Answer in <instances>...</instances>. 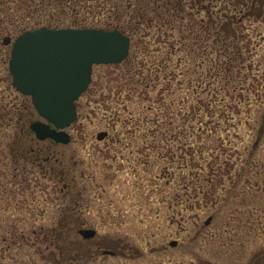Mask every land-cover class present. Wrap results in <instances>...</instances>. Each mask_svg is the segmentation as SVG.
<instances>
[{"label":"rangeland","instance_id":"374dc122","mask_svg":"<svg viewBox=\"0 0 264 264\" xmlns=\"http://www.w3.org/2000/svg\"><path fill=\"white\" fill-rule=\"evenodd\" d=\"M241 2L141 15L133 0H32L0 14V264H264V11ZM41 25L131 40L125 60L93 65L67 143L31 140L41 118L8 71L13 39ZM36 146L45 170L25 158ZM68 213L75 227H59Z\"/></svg>","mask_w":264,"mask_h":264},{"label":"water","instance_id":"95a60500","mask_svg":"<svg viewBox=\"0 0 264 264\" xmlns=\"http://www.w3.org/2000/svg\"><path fill=\"white\" fill-rule=\"evenodd\" d=\"M9 41V36L4 37L3 43ZM129 47V36L117 28L41 25L19 33L11 43L8 70L12 85L30 96L41 117L30 123L35 136L69 142L66 128L77 118L76 101L91 81L93 65L119 63L127 57ZM105 135L100 131L97 138ZM95 232L93 228L79 229L83 237Z\"/></svg>","mask_w":264,"mask_h":264},{"label":"trees","instance_id":"16d2710c","mask_svg":"<svg viewBox=\"0 0 264 264\" xmlns=\"http://www.w3.org/2000/svg\"><path fill=\"white\" fill-rule=\"evenodd\" d=\"M32 0H0V14L5 13L6 11L11 9V3L13 2L16 9H21L23 5L21 3L30 4ZM41 3H43L46 0H39ZM61 1V0H59ZM80 0H65V2L72 7L70 2L76 3ZM135 2H142L143 5L140 7V13L141 15H144L146 12H155V13H164V12H172L174 13L176 10L181 11L183 9L182 3L183 0H133ZM242 4L249 3L248 10L251 8H257L258 14L264 11V0H243L241 2ZM62 234V233H58ZM58 234H55L57 236Z\"/></svg>","mask_w":264,"mask_h":264},{"label":"flooded vegetation","instance_id":"af4514ba","mask_svg":"<svg viewBox=\"0 0 264 264\" xmlns=\"http://www.w3.org/2000/svg\"><path fill=\"white\" fill-rule=\"evenodd\" d=\"M77 106V105H76ZM28 133H30L31 135H32V138H31V140L32 141H37V142H39V141H41V140H37L36 139V137H35V134L33 133V131L31 130V128H30V124H29V126H28ZM106 132V131H105ZM106 134H107V132H106ZM106 136V135H105ZM70 139H71V136H70ZM43 140H47L49 143H52L53 141L50 139V138H47V139H43ZM23 141V140H22ZM54 143V142H53ZM47 149H41L40 147H38V146H36V147H30L29 149H28V151H29V155L28 156H25V158H27V159H30L31 161H33V162H35L36 163V161H38V163H37V166L39 167V169H41V168H43L44 170L46 169L45 168V163H47L50 159H51V157H50V153H49V148L48 147H46ZM41 162H43V165L41 164ZM49 171H52V166H50V169H49ZM62 174H64V173H62ZM62 177H64V176H62ZM64 187L66 188L65 189V191L66 192H69V184H67V183H65L64 184ZM67 218H69V219H61V221H58V223H59V227H64V226H68L70 223H72V225L71 226H69V227H75V220L74 219H72V214L71 213H68V215H67ZM82 228H86V227H82ZM79 230V229H78ZM82 236V235H81ZM95 237V235H93L92 237H83L82 236V238H84V239H88V240H90V239H92V238H94ZM55 240L57 239V238H54ZM54 239H51V241L52 240H54ZM172 241H174V240H172ZM176 241V240H175ZM171 242V241H170ZM177 243V242H176ZM58 246V245H57ZM92 246L89 244L88 245V247L86 248V251L85 252H83V253H81V254H79L78 255V258H82V257H86V256H91L92 254H93V251H92V248H91ZM102 254H107V255H111V254H116L117 253V251H115V250H112V249H103L102 250V252H101ZM77 258V257H76Z\"/></svg>","mask_w":264,"mask_h":264}]
</instances>
